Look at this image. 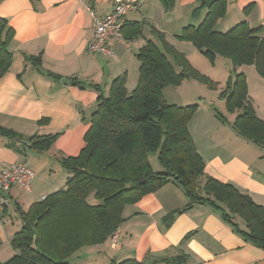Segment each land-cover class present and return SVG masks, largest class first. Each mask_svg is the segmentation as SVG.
<instances>
[{"label": "crops", "instance_id": "1", "mask_svg": "<svg viewBox=\"0 0 264 264\" xmlns=\"http://www.w3.org/2000/svg\"><path fill=\"white\" fill-rule=\"evenodd\" d=\"M114 1L0 0V18L12 29L8 46L12 62L0 76V129L23 138L55 135L50 147L38 152L23 139L0 131V164L26 163L34 172L30 191L16 185L9 190L11 205L3 211L0 222V261L14 254L10 240L22 226L18 210L25 211L64 187L68 174L59 159L76 156L83 148L98 96H106L112 80L123 74L127 91L135 88L139 68L135 53L147 40L159 44L152 27L162 32L166 42L183 53L197 71L205 72L210 67L191 43L175 38L185 25H197L203 17L205 10L197 19L192 18L197 0H173L169 8L162 0H142L137 9L128 12L129 25L125 27L130 35V24L141 23L140 36L112 37L109 55L89 52L92 14H109ZM232 11L235 21L232 19L231 24H264V0H233L226 14ZM260 35L264 37V32ZM231 70L227 59L226 81ZM235 71L245 76L250 103L256 116L264 119V77L252 64L237 66ZM223 88L219 85L213 93ZM199 98L187 129L204 162V174L233 184L264 206V149L234 130L235 113L221 122L211 104L206 106L205 98ZM219 102L224 104L223 99ZM185 105L184 100L180 106ZM149 157L152 170H162L158 161ZM35 162L40 165L35 166ZM55 166L64 170L60 182L51 178ZM187 201L181 187L172 180L143 194L124 205L116 246L111 247L107 239L103 244L84 247L70 257L68 264H97L96 259L143 261L178 254L187 256L185 264H264V250L234 233L208 205L193 204L166 220Z\"/></svg>", "mask_w": 264, "mask_h": 264}, {"label": "trees", "instance_id": "2", "mask_svg": "<svg viewBox=\"0 0 264 264\" xmlns=\"http://www.w3.org/2000/svg\"><path fill=\"white\" fill-rule=\"evenodd\" d=\"M233 0H197L192 18L176 39L191 43L199 52L214 60L225 57L232 65L224 88L219 92L229 113H235L234 130L264 149V119L256 116L247 94L245 76L235 67L252 64L264 77V24L250 27L241 21L226 31L214 30L226 16ZM166 8L173 0H162ZM121 36H140L142 24H130ZM159 44L147 40L135 53L139 61L138 78L133 90L125 87V74L115 77L106 96L99 95L91 124L84 135V146L76 156H62L59 162L67 172L64 187L18 210L21 228L10 240L12 257L0 264H68L80 249L103 244L123 220L122 211L143 194L172 180L181 187L187 204L166 216L193 204L208 205L234 233L244 241L264 250V206L229 182L204 174V162L196 151L187 124L198 104L178 106L163 96L167 85H179L191 78L216 88V82L191 66L183 53L166 42L164 34L153 27ZM12 29L0 18V76L10 67L12 53L8 46ZM97 88V86L95 87ZM98 89V88H97ZM221 122L222 116L216 115ZM1 132L23 139L31 149L46 150L52 136L23 138L10 130ZM148 154H156L162 170L153 171ZM143 177L141 183L139 177ZM187 256L134 258L115 260L110 264H185Z\"/></svg>", "mask_w": 264, "mask_h": 264}, {"label": "built area", "instance_id": "3", "mask_svg": "<svg viewBox=\"0 0 264 264\" xmlns=\"http://www.w3.org/2000/svg\"><path fill=\"white\" fill-rule=\"evenodd\" d=\"M142 0H115L111 12L103 17L92 14L93 34L88 41L87 50L104 55L111 54L108 42L112 37L121 36V29L129 11L137 9ZM34 172L26 163L0 164V222L5 208L11 205L9 190L16 185L24 191H30ZM118 243L115 231L109 237L111 247Z\"/></svg>", "mask_w": 264, "mask_h": 264}, {"label": "rangeland", "instance_id": "4", "mask_svg": "<svg viewBox=\"0 0 264 264\" xmlns=\"http://www.w3.org/2000/svg\"><path fill=\"white\" fill-rule=\"evenodd\" d=\"M234 18H235L234 11H232V13L226 14L225 17L218 20L219 22L217 21V23L214 25V30L215 28L216 29H226V30L231 28V26L235 25V24H231L232 19L233 21H235ZM199 53L210 64V67L205 69V72L204 71H199V72L207 76L209 79L211 80L213 79V81L216 82V87L219 85H222V87H224L226 84L225 77H226V60L227 59L225 57H219V58L215 57L214 60H211L206 55L202 54L201 52ZM182 84L183 85H177V86L167 85L163 88V96L168 103L180 106V105H183L184 100H185V103L189 105L190 103L191 104L196 103L195 101H201L199 97L203 96L205 98L204 104H206V106H210L211 104L212 111L215 115L226 118V115L230 114L226 109L225 102L224 104L222 103V105L219 102L221 101V99L218 98L219 93L218 92L213 93V88H210L206 83H203V82L201 83L199 80H196V79L186 78L183 80ZM251 85H253V83ZM262 100L264 101L263 98ZM261 104H262V101H261ZM149 158L152 161L157 162L156 154L154 155L150 154ZM34 164L35 166L40 165V164H37V162H35ZM155 164L158 165V163H155ZM54 169L56 171L54 170V172L51 174V178L56 182L62 181V178H63L62 175L64 173V170L60 166H55ZM84 260L85 259H82V261ZM109 261L110 260L105 259V260H99L97 262V259H96L97 264H110ZM88 264H91V262H89Z\"/></svg>", "mask_w": 264, "mask_h": 264}, {"label": "water", "instance_id": "5", "mask_svg": "<svg viewBox=\"0 0 264 264\" xmlns=\"http://www.w3.org/2000/svg\"><path fill=\"white\" fill-rule=\"evenodd\" d=\"M142 181H143V177L141 176L138 178V182L141 183Z\"/></svg>", "mask_w": 264, "mask_h": 264}]
</instances>
